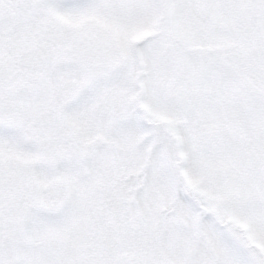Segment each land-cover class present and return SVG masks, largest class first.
<instances>
[{"label":"snow or ice","instance_id":"obj_1","mask_svg":"<svg viewBox=\"0 0 264 264\" xmlns=\"http://www.w3.org/2000/svg\"><path fill=\"white\" fill-rule=\"evenodd\" d=\"M0 264H264V0H0Z\"/></svg>","mask_w":264,"mask_h":264}]
</instances>
